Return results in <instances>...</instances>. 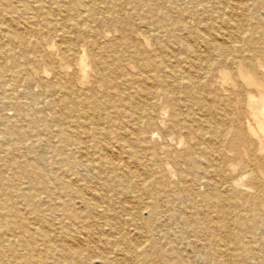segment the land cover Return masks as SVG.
<instances>
[{"label":"bare ground","instance_id":"obj_1","mask_svg":"<svg viewBox=\"0 0 264 264\" xmlns=\"http://www.w3.org/2000/svg\"><path fill=\"white\" fill-rule=\"evenodd\" d=\"M95 244L264 264V0H0V264Z\"/></svg>","mask_w":264,"mask_h":264},{"label":"rangeland","instance_id":"obj_2","mask_svg":"<svg viewBox=\"0 0 264 264\" xmlns=\"http://www.w3.org/2000/svg\"><path fill=\"white\" fill-rule=\"evenodd\" d=\"M115 249L105 245H90L85 250V257L82 264H115L121 263L120 254L114 253ZM112 253V254H111ZM116 258V259H115ZM114 259V260H113Z\"/></svg>","mask_w":264,"mask_h":264}]
</instances>
